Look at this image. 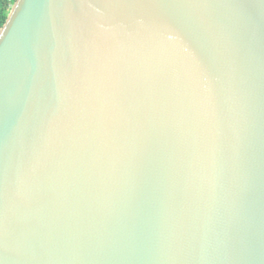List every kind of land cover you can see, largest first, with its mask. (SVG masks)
Masks as SVG:
<instances>
[{"label":"water","instance_id":"obj_1","mask_svg":"<svg viewBox=\"0 0 264 264\" xmlns=\"http://www.w3.org/2000/svg\"><path fill=\"white\" fill-rule=\"evenodd\" d=\"M0 264H264V0H16Z\"/></svg>","mask_w":264,"mask_h":264},{"label":"trees","instance_id":"obj_2","mask_svg":"<svg viewBox=\"0 0 264 264\" xmlns=\"http://www.w3.org/2000/svg\"><path fill=\"white\" fill-rule=\"evenodd\" d=\"M9 11L10 10H8L6 8L0 7V28L4 25V23L7 19V16L9 14Z\"/></svg>","mask_w":264,"mask_h":264},{"label":"built area","instance_id":"obj_3","mask_svg":"<svg viewBox=\"0 0 264 264\" xmlns=\"http://www.w3.org/2000/svg\"><path fill=\"white\" fill-rule=\"evenodd\" d=\"M16 0H0V7L10 10Z\"/></svg>","mask_w":264,"mask_h":264},{"label":"rangeland","instance_id":"obj_4","mask_svg":"<svg viewBox=\"0 0 264 264\" xmlns=\"http://www.w3.org/2000/svg\"><path fill=\"white\" fill-rule=\"evenodd\" d=\"M10 12V11H9Z\"/></svg>","mask_w":264,"mask_h":264}]
</instances>
